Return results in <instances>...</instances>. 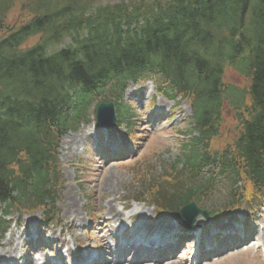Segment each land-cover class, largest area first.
I'll return each mask as SVG.
<instances>
[{
	"label": "trees",
	"instance_id": "16d2710c",
	"mask_svg": "<svg viewBox=\"0 0 264 264\" xmlns=\"http://www.w3.org/2000/svg\"><path fill=\"white\" fill-rule=\"evenodd\" d=\"M110 1L118 5L95 6L88 16L89 0H0V200L9 199L16 186L23 195L27 186L28 202L51 209L57 183L52 136L85 120L78 112L67 119L69 92L93 95L96 85L112 79L113 91L120 93L122 73L151 67L178 94L192 98L191 126L200 137L192 146L204 139L201 157L198 150L185 152L181 169L170 168L167 184L186 191L169 194L158 207L176 212L193 199L198 190L188 183L201 175L210 145L220 136L230 142L215 157L231 169V182L241 179L263 196L264 0ZM16 5L29 19L18 27L6 23ZM40 37L43 45L21 46ZM67 38L71 47L47 55L48 46ZM227 71L246 82L243 97L224 84ZM225 93L234 104L237 137L221 132ZM27 115L34 118L28 121ZM152 191L154 198L165 195Z\"/></svg>",
	"mask_w": 264,
	"mask_h": 264
},
{
	"label": "rangeland",
	"instance_id": "374dc122",
	"mask_svg": "<svg viewBox=\"0 0 264 264\" xmlns=\"http://www.w3.org/2000/svg\"><path fill=\"white\" fill-rule=\"evenodd\" d=\"M17 7L18 5H16L7 14L6 23L8 25L15 26L25 20V14H20ZM231 74V72H227L225 81L237 87H242L243 81L237 76H231ZM143 101L144 100L142 99L139 105H142ZM156 106L161 112L169 113L174 110V106L169 101L165 102L159 98ZM179 108L181 110L179 117H176L175 115L173 121L170 123H161L153 126V128H149L147 125L142 124L145 122L143 120L144 116H142V122H138L137 126V135L144 137L142 139H138V141L142 144V148L136 157L130 162L103 165L94 157L92 158L95 159V162L90 161V159H84L80 152L77 151L76 154L73 153L77 147H79V150L84 147L85 143L83 144V137H81L80 133L83 130L88 132L89 129L86 126H81L77 132H70L66 134L61 139L58 149L60 175L62 177V181L57 191L56 202L53 209L55 217L47 223L49 224L48 227L51 232L48 231L49 233H46L45 237H48L50 234V236H54L58 240H61V242H64L66 247L69 246L73 250L75 249L73 242L74 239H77V249L80 248L81 250H86L90 247L93 248L95 244L90 240L88 228L93 226V224L95 226H97L98 223L102 224L105 220H109L106 226L111 228L113 225L112 221L107 219L108 217L106 216V212L109 207L116 208L121 211V213L123 210L121 218H123V220H127L128 214L124 212H129V209H131L133 205H140L144 207L147 213V226L155 225L162 219H168L170 223L176 224L175 226L178 227L177 223L180 221L177 217L173 214L158 216L148 197L140 200V203H135L133 201L141 198V193L143 192L142 188L146 184L144 181H148L146 176H148L150 172V178H158V174L163 169L164 164L167 166L169 163L175 161L179 155H181L180 145H182V142L184 141L178 137L177 132L183 128L181 124L187 120L189 116V109L187 104L183 101L179 102ZM146 110H148V106L145 111ZM178 110L177 112H179ZM184 115L186 116L184 117ZM143 159L146 161L143 162ZM210 191V194L203 195L201 206L204 203L205 205L214 208L216 204L220 206L219 208L221 209V212L229 211L231 213H224L223 218L217 217V219H221L219 222L215 221L214 223H210L211 226L208 231V236L211 233L212 227H215L216 225H222L227 222L232 225H236L245 223L246 221V224H244L245 230H252V233L246 234V241V238L255 234L257 225L264 226V199L260 201V204L255 206L259 208H256L257 210L254 212L250 210L251 207L249 205H238L239 207L235 210H230L227 206L223 205L224 203L232 202L229 193V183L227 181L217 183L215 186L210 188ZM100 195L103 198H101ZM108 202H110V205H108ZM241 212H244V214L240 215ZM10 213H12L11 216L5 220L9 224V227L6 233L0 238V246L2 249H5L4 240L6 238L14 237L19 249L21 241L19 231L23 230V226L28 220H32V224L27 228L29 230L31 228L36 230L38 221H41L42 214L40 212L20 213L17 211H12ZM69 213L74 216L70 220L67 219ZM99 216H101L102 219H99ZM77 219H79V222H77ZM17 221L18 223H16ZM75 225H79L80 227L76 230L74 229ZM133 225V222L128 221V228H131ZM81 227H83V229H81ZM84 228H87V230H84ZM173 229L171 231H173ZM51 233L53 235H51ZM43 234L44 229L41 227L39 235L42 236ZM22 235L23 233L21 234V237ZM92 236L94 235L92 234ZM231 236H234L236 241L239 237V235ZM22 239H24V237H22ZM254 239H258L259 242L264 244V232H262V235L259 237L258 235H255ZM201 240L203 242L202 247H208L212 250L214 246L216 250L218 249V251L215 250L210 255H202V258L205 257V259L217 254L218 252L223 253L232 249V247L237 246L232 240L219 241L216 244L214 243L212 245H208L207 235L204 234L201 236ZM46 244V240H42L36 248L44 249ZM181 245L182 244H180V246ZM202 247L200 248V252ZM2 249H0V252H2ZM31 249L32 246H29L27 253H24L23 249L20 250L21 256L23 255L26 257L28 254V259H31ZM188 251L189 246H187V250L182 252L178 250L175 255L178 253H180V255L172 258L167 264H184L186 260L185 256ZM171 253H174V250ZM171 253L168 255L170 256ZM47 254V250H43V252H41L42 257H45ZM7 256L8 255L5 256V259ZM26 264H28V262ZM201 264H264V255L260 251L255 252L254 248L245 247L238 251L229 252L220 258L211 257L210 259L202 260Z\"/></svg>",
	"mask_w": 264,
	"mask_h": 264
},
{
	"label": "bare ground",
	"instance_id": "6f19581e",
	"mask_svg": "<svg viewBox=\"0 0 264 264\" xmlns=\"http://www.w3.org/2000/svg\"><path fill=\"white\" fill-rule=\"evenodd\" d=\"M82 136L85 137L86 134L83 133ZM100 197L103 198L101 195H100ZM109 201L112 202L111 200H109ZM110 202H108V205H110ZM106 216H107L110 220H112L114 224H115V223H119L118 227H117L116 230H115L116 233H119V232H120V226L122 227L121 213H120L116 208H111V207H109V209H108L107 212H106ZM73 217H74V216H73L71 213H69V216H68L67 219L70 220V219L73 218ZM77 222H79V219H77ZM27 224H29V222H27ZM196 224H197L196 227L204 226V225H203V221H202L201 219H198V220L196 221ZM172 225H173V224L170 223L169 220H167V219H162V220H160L159 222H157V223L155 224L154 228L151 227V226H147L146 228H147V229H154L153 232H158V233H159V232H163V231H165V230L170 229V228L172 227ZM77 226H79V225H75V226H74V229H76ZM196 227H195V228H196ZM71 228H72V225H71ZM195 228H194V229H195ZM142 229H143L142 226H140V225L138 224L137 227L133 229L132 233H136L137 231L142 230ZM100 233H101V234L103 233V227H102V226H101ZM162 235H164V233H162ZM53 240H54V239H51L50 243L54 245V244H56V241H57V240H56V241H55V240L53 241ZM74 241L76 242V239H74ZM128 243H129V242H128ZM106 245H107V244L105 243V248H106ZM4 246H5V249H2V252H0V264H1L2 260L4 259V256H6V254L9 255V256H8L9 258H12V256L16 254L18 244H17L16 240L12 237V238H6V239L4 240ZM107 251H109V249H108ZM42 261H43V260H42ZM30 263L34 264V263H35V260L32 259V261H30ZM38 263H41V262H38V260H37V261H36V264H38ZM162 264H167V263L163 262Z\"/></svg>",
	"mask_w": 264,
	"mask_h": 264
},
{
	"label": "water",
	"instance_id": "95a60500",
	"mask_svg": "<svg viewBox=\"0 0 264 264\" xmlns=\"http://www.w3.org/2000/svg\"><path fill=\"white\" fill-rule=\"evenodd\" d=\"M106 110V107L101 106L98 113H97V119H100L101 114L103 111ZM193 213V214H192ZM197 212L195 211V207L193 204H189L186 207H184L181 211H180V215L181 216H185V215H190L192 218H194L196 216Z\"/></svg>",
	"mask_w": 264,
	"mask_h": 264
}]
</instances>
